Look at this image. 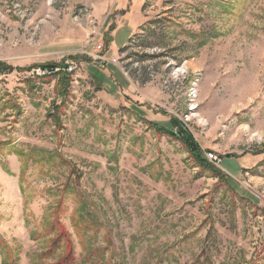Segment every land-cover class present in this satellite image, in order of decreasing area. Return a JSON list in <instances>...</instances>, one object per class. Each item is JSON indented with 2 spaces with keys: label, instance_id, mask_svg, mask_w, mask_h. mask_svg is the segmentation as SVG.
<instances>
[{
  "label": "rangeland",
  "instance_id": "rangeland-1",
  "mask_svg": "<svg viewBox=\"0 0 264 264\" xmlns=\"http://www.w3.org/2000/svg\"><path fill=\"white\" fill-rule=\"evenodd\" d=\"M0 63V264H264V0H0Z\"/></svg>",
  "mask_w": 264,
  "mask_h": 264
},
{
  "label": "trees",
  "instance_id": "trees-1",
  "mask_svg": "<svg viewBox=\"0 0 264 264\" xmlns=\"http://www.w3.org/2000/svg\"><path fill=\"white\" fill-rule=\"evenodd\" d=\"M3 66H4L3 63H0V67H3ZM44 66H45L46 70H48V69L52 70L54 68V65H52V64H45ZM7 68H9L10 70L13 71V67L10 66V67H7ZM174 122L176 124H179L177 119L174 120ZM166 132H168L170 134H174L176 137L179 136V138H182L184 140V142L187 144V146H188L190 152L192 153V155H194V157L196 159H198L201 162L202 165H205V166L206 165L208 166L209 164L212 165L208 161V159H207L206 155L204 154V152L200 149L198 144L194 141V139L190 135V133H188L187 131H181V132L178 131V133H173V132L171 133L170 131H166ZM212 166L215 167L214 165H212Z\"/></svg>",
  "mask_w": 264,
  "mask_h": 264
},
{
  "label": "built area",
  "instance_id": "built-area-1",
  "mask_svg": "<svg viewBox=\"0 0 264 264\" xmlns=\"http://www.w3.org/2000/svg\"><path fill=\"white\" fill-rule=\"evenodd\" d=\"M103 49H104V46L102 44L97 45L98 51L95 53V55H93L94 60H96L98 63H100L103 66L108 64V63H114L115 64L117 62V59H115L113 57V59L110 60L108 57H106L103 54ZM205 154H206V157L209 161L215 163L217 166H220L222 159L219 157L218 154H216L215 152H212V151L205 152Z\"/></svg>",
  "mask_w": 264,
  "mask_h": 264
},
{
  "label": "bare ground",
  "instance_id": "bare-ground-1",
  "mask_svg": "<svg viewBox=\"0 0 264 264\" xmlns=\"http://www.w3.org/2000/svg\"><path fill=\"white\" fill-rule=\"evenodd\" d=\"M50 2L52 1V0H49Z\"/></svg>",
  "mask_w": 264,
  "mask_h": 264
},
{
  "label": "crops",
  "instance_id": "crops-1",
  "mask_svg": "<svg viewBox=\"0 0 264 264\" xmlns=\"http://www.w3.org/2000/svg\"><path fill=\"white\" fill-rule=\"evenodd\" d=\"M79 39V38H78Z\"/></svg>",
  "mask_w": 264,
  "mask_h": 264
}]
</instances>
